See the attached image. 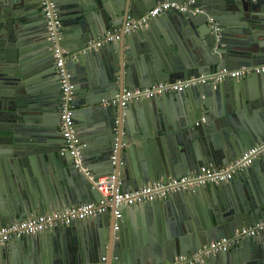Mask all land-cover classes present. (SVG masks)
I'll return each mask as SVG.
<instances>
[{
	"label": "water",
	"instance_id": "obj_1",
	"mask_svg": "<svg viewBox=\"0 0 264 264\" xmlns=\"http://www.w3.org/2000/svg\"><path fill=\"white\" fill-rule=\"evenodd\" d=\"M162 1L54 0L62 19L59 44L67 50L65 66L74 85V123L79 131L87 126L82 143L88 175L64 149L62 86L40 2L0 0V116L24 132L0 137L5 148L0 193L8 198L0 196V228L104 199L94 184L103 175L115 172L121 189H136L205 164L228 165L264 141V0H172L192 1L190 10L170 9L157 16L159 22L152 18L98 50L83 51L108 29H122ZM196 7L202 11L195 12ZM158 35L164 40L158 41ZM139 60H145V69ZM256 66L263 67L257 75L252 71L241 78L192 84L179 92L142 97L128 107L105 104L126 89ZM50 165H62L74 188L51 195ZM37 169L46 173L44 188L33 182ZM254 177L257 181L246 183ZM127 207L119 209V217L110 206L89 219L15 238L0 246V264L173 263L264 220V155L227 181L132 205L146 209L147 232L131 223ZM261 233L195 264H264Z\"/></svg>",
	"mask_w": 264,
	"mask_h": 264
},
{
	"label": "built area",
	"instance_id": "obj_2",
	"mask_svg": "<svg viewBox=\"0 0 264 264\" xmlns=\"http://www.w3.org/2000/svg\"><path fill=\"white\" fill-rule=\"evenodd\" d=\"M193 1V0H192ZM191 1V2H192ZM190 2V3H191ZM190 3L165 0L159 2L156 6L142 15L140 18H131L121 28L110 30L102 38L88 42V45L83 51L98 50L108 42L116 41L121 38L122 32L129 33L137 28L146 25L152 18L161 15L170 9H177L180 11L190 10ZM42 10L45 12L48 20V28L51 34V39L54 41V54L56 58V67L61 80L62 86V109L60 112V127L63 137L66 141L65 150H70L74 157L76 166L85 171L88 175L91 172L84 164V146L80 137L74 130V85L70 79L65 63L67 58V50L63 49L59 44L60 32L59 29L62 24L59 10L54 0H42ZM195 12H201L202 9L196 7ZM210 20L214 19L210 17ZM211 26L218 30L220 27L213 22ZM259 73L263 71V67L238 68V69H223L218 74H201L199 76H191L187 79H178L166 82H157L145 88L126 89L121 98L116 97L111 101H106L105 104H121L128 107L129 104L142 97H156L165 93L179 92L186 87L207 82H221L226 78H241L250 72ZM258 155H264V141L252 146L245 151L243 156L237 161L224 166H215L212 164L202 165L197 171L181 177H171L167 180H156L147 185H143L136 189L123 190L117 183V174L115 172L109 175H103L94 180L95 186L102 192L104 199L98 202L81 203L65 207L58 211L50 213H42L22 221H17L9 226L0 228V246L7 244L15 238L29 236L34 234H42L50 228L62 224H70L73 222L84 220L90 216L107 211L110 206L115 208V213L121 216L120 208L124 205H134L142 202L156 201L165 199L171 193L176 191L187 190L197 186H203L208 183H220L229 180L237 171L249 166L253 159ZM264 231V220L257 222L255 225L245 226L235 231L229 237H222L216 241L204 245L202 248L189 253L188 255H181L176 258L173 263L167 264H195L200 262L204 257L212 254L227 251L236 246L243 238L252 237Z\"/></svg>",
	"mask_w": 264,
	"mask_h": 264
},
{
	"label": "crops",
	"instance_id": "obj_3",
	"mask_svg": "<svg viewBox=\"0 0 264 264\" xmlns=\"http://www.w3.org/2000/svg\"><path fill=\"white\" fill-rule=\"evenodd\" d=\"M38 2H40L41 0H37ZM42 1L40 2V3H38V7H39V9H42ZM159 3V2H158ZM167 12H164V13H162L161 14V16H163V15H165ZM152 22H159V19H157V17L156 18H154V20L152 21ZM147 26V25H146ZM114 29H117L116 27H112V28H110V29H108V31H110V30H114ZM107 31V32H108ZM106 32V33H107ZM106 33L103 35V36H105L106 35ZM103 36H101V37H99V38H102ZM158 37V41H161V40H164V38L163 37H161V35H158L157 36ZM145 65H146V62H145V60H139L138 61V66L140 67V68H142V69H145ZM256 67H259V66H256ZM254 74L255 75H257V73L256 72H254ZM245 77V76H244ZM166 82V81H165ZM157 83V82H156ZM139 101V100H138ZM153 117V116H152ZM150 122L152 123V125L153 126H156V124H157V122H156V120L155 119H151L150 120ZM86 125V124H85ZM84 125V127H82L81 129H80V131H79V126L77 125V124H75L74 123V127L76 128V134L80 137V139L82 140V141H84L83 140V138L85 137V132H86V134L88 133L87 132V126H85ZM14 131H17V132H19L21 135L22 134H24V132H23V128L20 126V125H18V124H16V123H14L13 121H11V120H9V119H7V118H4V117H1L0 116V137L2 136V135H11V134H13L14 133ZM84 135V136H83ZM224 139H222V141H223ZM87 144V143H86ZM2 150H5V148H4V145H2L1 144V146H0V153L2 152ZM47 170H48V172H51V175H52V180H51V182H49V184H50V190L47 188V190L50 192V193H52L51 195H58V196H62V190H64L65 192H67V190H69V188H74L73 187V183L74 184H76L75 182H73L72 181V186H71V184L69 183V181H68V179H67V177H66V175L64 174V168H63V166L62 165H50V167L49 168H47ZM42 173V174H41ZM45 174L46 173H44L43 171L42 172H40L38 169H37V171H36V174H35V176H37L38 178H33L34 180H33V182L35 183H37V184H39L40 183V185L44 188L45 187V185H46V183H47V181H46V178H45ZM57 174H58V176H60V179H58L57 178ZM62 178H66V184H63L62 185ZM251 181L252 182H255V181H257V178L256 177H254V178H252V179H250V178H248V181L246 182L247 184L250 182L251 183ZM48 187V186H47ZM232 188V187H231ZM131 190V189H130ZM70 191V190H69ZM232 194H234L233 192H234V188H232ZM58 193V194H57ZM235 196H237V194H234ZM0 196L4 199V200H7L8 198L7 197H4L3 196V193H0ZM168 197V196H167ZM211 201H212V198L210 199ZM210 201V202H211ZM65 203V202H64ZM132 205H130V207H127V208H129V209H127V218L131 221V223H134V225L137 227V228H139L140 230H142V231H144V228H145V230H146V232L148 231V226L147 227H144V224L146 225V222H147V215H146V209L145 210H142L141 211V209H139V207H138V209L136 210V209H134V208H132L131 207ZM129 210V211H128ZM41 214V213H40ZM146 216V217H145ZM94 217V216H93ZM92 217V218H93ZM168 217L169 218H171V215H168ZM89 218H91V217H89ZM89 218H87V219H89ZM143 218L145 219V221L146 222H143ZM261 221V220H260ZM139 222V223H138ZM259 222V221H258ZM144 223V224H143ZM257 223V222H256ZM142 224V225H141ZM248 226H250V225H248ZM262 234V233H261ZM11 242V241H10ZM10 242H8L7 244H6V246H8V245H10L11 243ZM202 248V247H201ZM194 251H196V250H194ZM193 252V251H192ZM191 253V252H190ZM189 254V253H188ZM209 259V256H206V257H204L202 260H200L201 262H206L207 260Z\"/></svg>",
	"mask_w": 264,
	"mask_h": 264
},
{
	"label": "clouds",
	"instance_id": "obj_4",
	"mask_svg": "<svg viewBox=\"0 0 264 264\" xmlns=\"http://www.w3.org/2000/svg\"><path fill=\"white\" fill-rule=\"evenodd\" d=\"M156 18V17H155ZM254 72V71H253ZM157 97V96H156Z\"/></svg>",
	"mask_w": 264,
	"mask_h": 264
}]
</instances>
